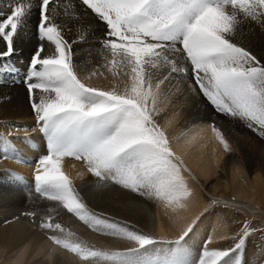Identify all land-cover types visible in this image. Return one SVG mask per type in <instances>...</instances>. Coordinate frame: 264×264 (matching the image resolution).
I'll use <instances>...</instances> for the list:
<instances>
[{
    "label": "snow or ice",
    "instance_id": "snow-or-ice-1",
    "mask_svg": "<svg viewBox=\"0 0 264 264\" xmlns=\"http://www.w3.org/2000/svg\"><path fill=\"white\" fill-rule=\"evenodd\" d=\"M60 9L67 19H60ZM32 13L31 0H16L7 12L0 10V75L19 72L16 41ZM35 13L38 44L22 82L46 154L35 162L29 198L35 195L34 203L49 202V212L62 208L93 232L133 246L102 251L55 235L53 242L85 264H252V257L264 248L254 244L252 257L245 260L249 239L257 231L264 235V227L253 228L248 220L235 222L239 227L228 237L232 246L209 249L205 241L191 257L185 245L197 219L186 223L175 240L132 230L126 222L90 207L61 162L67 157L83 160L96 178V190L118 186L174 211L186 207L192 195L184 175L188 169L157 122V105L171 85L173 94L203 95L217 113L239 120L264 138V63L235 40L245 26L264 30V0H36ZM84 17L103 25L94 49L87 45L89 37L80 35ZM71 25L78 35L70 42L66 37ZM79 43L90 50L78 62L74 45ZM90 59L97 66L86 72ZM105 72L113 77L112 87L86 82L94 76L107 78ZM213 132L229 151L221 131L213 127ZM4 142L7 153L12 146L6 138ZM12 177L22 181L15 173ZM218 210L233 209L211 200L206 211ZM38 211L25 215L35 221ZM52 221L51 215L45 216L39 227L64 231ZM235 253L239 255L233 259ZM257 264H264V255Z\"/></svg>",
    "mask_w": 264,
    "mask_h": 264
},
{
    "label": "bare ground",
    "instance_id": "bare-ground-1",
    "mask_svg": "<svg viewBox=\"0 0 264 264\" xmlns=\"http://www.w3.org/2000/svg\"><path fill=\"white\" fill-rule=\"evenodd\" d=\"M15 2L0 0V10L7 12ZM31 2V20L16 41L20 54L14 57V62L19 72L15 75H0L3 81L0 83V264H85L75 253L54 243L51 236L83 242L102 251H122L133 245L127 240L93 232L62 208L49 212V202L38 200L34 203L35 195L29 198L35 162L46 154L42 135L37 130L30 107L28 92L22 82L29 58L38 44L35 34L36 0ZM59 11L60 19L68 18L62 9ZM81 24L84 28L80 35L88 36L87 45H92L94 49L103 25L91 17L82 18ZM71 27L72 31L66 37L70 42L78 35L76 26ZM263 39L264 30L262 32L257 27L247 26L235 38L238 44L260 55L264 61V51L252 44L245 46V41L256 43ZM87 45H74L78 62L90 50ZM96 66L90 59L85 71ZM105 75L107 78L94 76L86 82L110 88L113 86V77L107 72ZM15 78L21 82L13 83ZM170 88L171 85H168L162 92L156 119L165 131L173 152L188 169L184 175L192 195L184 202L186 207L174 211L160 202L141 198L118 186L96 190V178L87 170L83 160L67 157L62 160L61 167L90 207L126 222L132 230L175 240L181 235V229L186 223L197 219L194 234H190V239L186 238L185 245L191 257H194L205 245V241H209V249L232 246L233 241L228 237L239 227L235 222L248 220L253 228L264 227V138L239 120L217 113L203 95L196 96L190 92L173 94L175 90L169 91ZM213 127L218 128L228 141L229 151L219 143ZM25 137L30 139L25 140ZM5 138L15 149L14 152L12 149L5 152ZM5 155L8 158H4ZM12 173L22 177V181L12 177ZM211 200L219 201L221 206L227 203L233 210L226 213L219 210L207 212ZM37 209L39 211L35 221L25 215ZM48 215L53 217V223L62 225L63 232L39 227L41 219ZM221 215L222 220L219 218ZM254 244L264 248V235L259 231L249 239L245 260L252 257ZM236 255L239 253L233 254V259ZM262 255L264 252L257 251L256 256L252 257V264H257V258Z\"/></svg>",
    "mask_w": 264,
    "mask_h": 264
},
{
    "label": "rangeland",
    "instance_id": "rangeland-1",
    "mask_svg": "<svg viewBox=\"0 0 264 264\" xmlns=\"http://www.w3.org/2000/svg\"><path fill=\"white\" fill-rule=\"evenodd\" d=\"M257 29H260L263 32V30L261 28L257 27ZM247 44L255 45V46H257L258 50L264 51V39L263 40H260V41H258L256 43H253L251 41H245V46ZM256 56H257L258 59L261 60L262 63H264V61L261 59V56L260 55H256Z\"/></svg>",
    "mask_w": 264,
    "mask_h": 264
}]
</instances>
